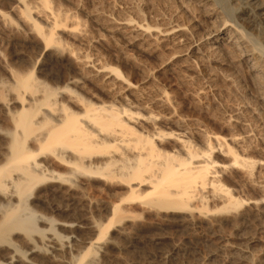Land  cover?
<instances>
[{
  "label": "rangeland",
  "instance_id": "1",
  "mask_svg": "<svg viewBox=\"0 0 264 264\" xmlns=\"http://www.w3.org/2000/svg\"><path fill=\"white\" fill-rule=\"evenodd\" d=\"M46 1L47 7L41 0H37V4L25 0L31 9L32 20L44 33L52 28L51 13L64 16L53 31L60 42L57 47H45L41 35L21 19L14 10H22L19 0H0V83L11 85L10 73L33 72L38 82H35L36 94L32 97L28 93V97L38 98L46 88L56 90L59 100L66 96L62 92L67 87L97 105L114 103L116 107H123L122 102L101 90L102 78L93 81L84 77V61L77 58L80 53L88 61H94L95 68L118 70L132 86L142 91L143 96H163L168 109L171 107L177 116L202 127L209 134L226 140L230 135L250 134L246 144L251 150L247 153L254 161L264 163V84H258L262 72L258 70L257 55L242 52L251 46L244 44L236 49L239 32H232L228 37L232 25L226 27L227 34L214 46L216 54L197 57L193 63L186 57L188 47L185 43L167 50L158 49L153 54L149 46L151 36L155 35L153 30L163 28L169 21L178 22L172 24L183 25L195 33V46L213 42L214 36L209 38L208 35L220 26L221 15H210L216 9L210 0ZM235 17L244 32L251 33L248 16L238 11ZM121 24H127L128 28H121ZM146 28L150 30L146 31ZM130 36L139 41L129 45L127 37ZM199 37L202 41L196 42ZM74 80L82 81L83 87L70 85ZM4 103L0 104V127L8 129L7 105L4 107ZM130 107L126 109L134 113L145 112L135 105ZM162 130L165 133L173 131L171 127ZM189 140L196 148L206 149L196 140ZM214 144L212 142L213 147ZM212 157L222 161L216 153H212ZM256 170L258 178L264 177V167L258 166ZM219 176L225 189L242 201L243 205L234 210L236 212L205 213L206 216L202 213L199 216L201 213L196 211L180 216L140 204L131 206L133 210L128 206L136 216L126 218L121 225H114L83 264H264L263 194L238 169L226 167ZM64 184L54 183L41 189L32 204L33 212L28 207L29 199L22 205L20 216H33L38 226L33 235L38 239L53 236L68 251L74 237L88 239L95 236L94 230L104 209L109 208L114 193L121 187L85 177L74 179L72 185H80L77 189L69 190L70 183ZM38 242L35 245L40 248V254H25V247L18 248V252L11 248L0 252L4 256L0 261L8 263V258L14 255L23 259L16 264H44L48 249ZM14 252L17 255L12 254ZM69 256H66L68 263L74 254Z\"/></svg>",
  "mask_w": 264,
  "mask_h": 264
},
{
  "label": "bare ground",
  "instance_id": "2",
  "mask_svg": "<svg viewBox=\"0 0 264 264\" xmlns=\"http://www.w3.org/2000/svg\"><path fill=\"white\" fill-rule=\"evenodd\" d=\"M210 1L216 7L210 15H221L220 26L208 35L209 38L214 36L213 42L195 46V33L183 25L172 24L178 22L169 21L163 28L155 27L153 30L155 35L151 36L152 43L149 44L152 54L158 49L167 50L185 43L188 47L186 57L193 63L197 57L205 58L209 53L216 54L217 48L214 46L220 44L222 36L227 34L226 27L232 25L228 37L232 32H239L236 49L244 44L251 46L249 50L245 47L242 52L245 55H257L258 70L262 72L258 77V84L263 85L264 0ZM19 2L22 10H14L21 19L30 23V27L41 35L45 47H57L59 41L54 37L53 31L61 23L62 16L58 12L51 13L52 28L44 33L32 20L29 4L25 0ZM41 2L47 7L46 0ZM238 11L250 19L251 33L244 32L245 29L235 17ZM121 26L126 28L127 24ZM127 38L129 45H135L139 41L131 36ZM197 40L196 42L202 41L201 37ZM77 58L84 61V77L93 81L102 78L99 86L101 90L122 102L123 107H116L114 103L97 105L82 99L67 87L62 92L66 96L59 100L56 90L46 88L39 97L36 95L38 98H31L35 93V84L38 83L33 72L24 75L9 72L11 85L0 83V104L5 102L4 107L7 105L5 117L9 122L8 129L0 127V252L12 250L11 248L17 251L18 248L25 247V254L29 252V255H33L40 251L35 245L39 240L48 249L47 254H44V264H83L93 250L101 245L114 225H121L126 218L136 216L128 206L140 204L180 216L188 212L197 213L196 211L201 213L199 216L202 213L204 216L205 213H231L243 204L221 184L219 174L226 167L241 171L244 178L264 196V177L258 178L256 170L258 166L264 167V163L254 161L247 153L251 150L246 144L250 134L230 135L227 140L211 133L210 135L202 127L189 124L188 120L177 116L174 110H170L171 107L168 109L163 96H143L142 91L132 86L118 70L107 68L109 71H104L100 67L95 68L94 61H88L80 53ZM70 85L83 87L79 80L72 81ZM28 93L29 97L26 95ZM3 94L5 95L2 97ZM4 97L8 99L5 101ZM134 105L145 112L134 113L126 109ZM164 127H171L173 131L165 133L162 130ZM189 139L196 140L207 150L196 148ZM212 142H215V147ZM212 153L219 155L222 161L213 159ZM84 177L105 180L121 187L119 192L114 193L109 208L104 209L100 223L94 230L95 236L88 239L74 237L68 251L53 236L40 239L34 236L37 224L33 216H20L22 205L30 199L28 207L31 212L32 204L37 200L41 189L54 183L64 186L67 182L70 183L69 186L66 185L69 190L74 187L77 189L80 185H72L74 179ZM209 204L213 207L211 210L208 208ZM40 222L44 223L42 220ZM67 255H71L69 257L72 259L69 260H73L72 263H68ZM1 257L4 256L0 255V259ZM8 260V263L0 261V264L23 261L21 257L14 255Z\"/></svg>",
  "mask_w": 264,
  "mask_h": 264
}]
</instances>
